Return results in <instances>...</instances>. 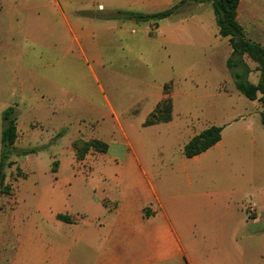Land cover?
<instances>
[{"label":"rangeland","instance_id":"obj_1","mask_svg":"<svg viewBox=\"0 0 264 264\" xmlns=\"http://www.w3.org/2000/svg\"><path fill=\"white\" fill-rule=\"evenodd\" d=\"M39 3L44 7H31ZM140 3L0 0V155L2 115L10 107L20 135L16 148L35 149L25 157L12 156L15 165L5 168L0 183V221L7 217L15 231L29 227L50 234L52 226L36 211L39 202L48 209L54 200L75 213L88 196L105 198L102 184L112 183L103 177L102 164L122 160L124 135L137 148L160 144L173 152L183 140L179 130L185 121L199 128L210 113L255 110V102L234 88L222 48H214L216 38L200 31V20L217 29L212 8L187 3L157 26L109 18L116 8L164 10L150 7L153 1ZM249 61L251 80L257 81V65ZM222 80L232 95L219 94ZM173 90L175 124L160 134L146 132L148 114L162 94L171 97ZM79 139H98L108 148L91 149L78 159L81 149L72 145ZM10 224L1 228L9 245ZM1 244L0 264H12V248Z\"/></svg>","mask_w":264,"mask_h":264},{"label":"crops","instance_id":"obj_2","mask_svg":"<svg viewBox=\"0 0 264 264\" xmlns=\"http://www.w3.org/2000/svg\"><path fill=\"white\" fill-rule=\"evenodd\" d=\"M149 1L155 4L150 7L167 10L181 0L140 4ZM237 20L249 40L264 46V0H239ZM199 23L203 36L216 38L214 48H222L226 64L232 53L228 39L223 41L210 21ZM249 60L245 56L252 68ZM252 73L249 80L256 84L259 78L252 81ZM225 83L220 81L217 91L232 95L223 89ZM165 97L161 95L147 118ZM171 99L172 120L143 123L146 132L160 134L175 124V90ZM253 102V111L210 113L199 128L185 121L179 130L183 140L173 152L160 144L137 148L124 135L122 160L102 164L103 177L112 183L102 184L105 198L88 196L75 213L54 200L48 209L39 202L36 211L52 226L50 234L29 227L15 231L7 217L0 221L1 246L12 248V264H264V106ZM211 126L223 127L221 140L200 155L186 157L184 146ZM247 199L258 206L253 216L245 212ZM4 224L13 226L11 245L2 237Z\"/></svg>","mask_w":264,"mask_h":264},{"label":"trees","instance_id":"obj_3","mask_svg":"<svg viewBox=\"0 0 264 264\" xmlns=\"http://www.w3.org/2000/svg\"><path fill=\"white\" fill-rule=\"evenodd\" d=\"M187 3L211 5L219 29V35L222 38H227L232 48V53L227 60V68L232 74L236 89L247 99L251 101L259 100L264 106V46L246 37L242 26L237 20L239 0H181L170 9L160 12L148 14L119 10L113 15H109V18L124 21L149 22L157 26L162 20L177 14ZM245 56L257 64L256 70L260 76L256 84L249 80L252 70L245 61ZM165 95L167 97L156 106L144 122V126L167 123L172 120V99L169 96V92H165ZM2 117L4 126L1 134L3 149L0 155V173L2 174L1 182L4 183L5 168H11L15 165V161L11 160V157H25L35 153V149L20 150L16 148L15 144L19 137V131L14 107L6 109ZM261 119L264 125V113H261ZM222 130L223 127L211 126L194 136L184 146V155L191 158L206 152L221 140ZM73 147L81 149V152H77V158L84 159L85 155L91 149L105 152L108 144L98 139H92L90 141L79 139L73 142ZM17 169L21 171L20 167H17ZM58 219L61 221H69V218L63 215H58Z\"/></svg>","mask_w":264,"mask_h":264},{"label":"built area","instance_id":"obj_4","mask_svg":"<svg viewBox=\"0 0 264 264\" xmlns=\"http://www.w3.org/2000/svg\"><path fill=\"white\" fill-rule=\"evenodd\" d=\"M244 209L249 216H253L256 214L258 206L254 201L247 199L244 203Z\"/></svg>","mask_w":264,"mask_h":264},{"label":"water","instance_id":"obj_5","mask_svg":"<svg viewBox=\"0 0 264 264\" xmlns=\"http://www.w3.org/2000/svg\"><path fill=\"white\" fill-rule=\"evenodd\" d=\"M1 179H2V174L0 173V183H1Z\"/></svg>","mask_w":264,"mask_h":264}]
</instances>
